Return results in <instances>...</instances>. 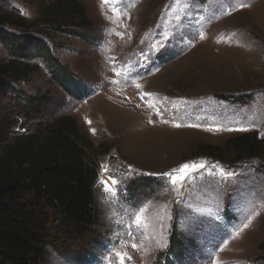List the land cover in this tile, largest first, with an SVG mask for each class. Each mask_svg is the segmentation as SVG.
Masks as SVG:
<instances>
[{
  "label": "rangeland",
  "instance_id": "obj_1",
  "mask_svg": "<svg viewBox=\"0 0 264 264\" xmlns=\"http://www.w3.org/2000/svg\"><path fill=\"white\" fill-rule=\"evenodd\" d=\"M0 1L30 21L47 2ZM77 1L86 38L57 33L52 43L91 92L70 98L42 65L16 89L47 93L43 117L17 113L16 98L0 91V123L13 124L0 159L69 117L99 154L91 264H165L172 235L195 249L169 264H264V146L241 162L196 153L248 132L264 142V0ZM161 53L166 63L155 62ZM45 264L75 263L50 252Z\"/></svg>",
  "mask_w": 264,
  "mask_h": 264
},
{
  "label": "trees",
  "instance_id": "obj_2",
  "mask_svg": "<svg viewBox=\"0 0 264 264\" xmlns=\"http://www.w3.org/2000/svg\"><path fill=\"white\" fill-rule=\"evenodd\" d=\"M90 27L77 0H47L31 21L0 1V91L16 98L17 113L43 117L53 107L47 93L25 96L16 89L40 65L70 98L80 101L89 95L91 89L59 62L52 37L61 33L85 39ZM167 55L158 54L155 62L166 63ZM12 126L0 123V145L6 143ZM44 128L0 159V264H45L50 252L75 264L94 263L90 247L98 235L99 212L93 197L97 171L91 159L99 154L69 117ZM44 130L41 141L38 134ZM262 146L256 132H248L228 138L221 147L200 145L196 153L218 162L224 153L241 162L260 158ZM169 241L165 264L177 262L195 249L185 236L172 235ZM260 249L264 252V243Z\"/></svg>",
  "mask_w": 264,
  "mask_h": 264
},
{
  "label": "snow or ice",
  "instance_id": "obj_3",
  "mask_svg": "<svg viewBox=\"0 0 264 264\" xmlns=\"http://www.w3.org/2000/svg\"><path fill=\"white\" fill-rule=\"evenodd\" d=\"M241 6L243 7L244 5H241ZM191 167H192V170L195 171L197 168H203L204 165H195V164H193ZM188 168H189V165L188 164H184V165L181 166L179 171H184V170H186ZM164 175H168V174L164 173ZM229 175L231 176L232 174L230 173ZM245 227H247V225H245ZM135 246L136 245L134 244L133 247H135Z\"/></svg>",
  "mask_w": 264,
  "mask_h": 264
}]
</instances>
